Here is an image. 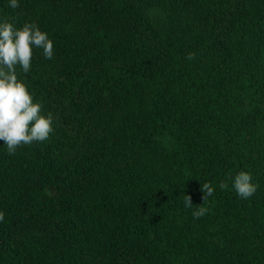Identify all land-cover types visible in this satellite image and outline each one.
<instances>
[{"label": "trees", "instance_id": "1", "mask_svg": "<svg viewBox=\"0 0 264 264\" xmlns=\"http://www.w3.org/2000/svg\"><path fill=\"white\" fill-rule=\"evenodd\" d=\"M4 20L53 41L16 71L54 120L0 141V264H264V0H0Z\"/></svg>", "mask_w": 264, "mask_h": 264}, {"label": "clouds", "instance_id": "2", "mask_svg": "<svg viewBox=\"0 0 264 264\" xmlns=\"http://www.w3.org/2000/svg\"><path fill=\"white\" fill-rule=\"evenodd\" d=\"M13 9L19 7V0H9ZM43 50V55L51 59L54 54L53 41L48 34L34 22H25L16 27L8 20L0 22V141L7 146L9 154H15L23 145L45 141L53 131V114L42 112V104L34 102L32 94L23 80L18 78L17 66L27 74L32 65L33 48ZM195 53H189L188 60H193ZM232 188L241 198L247 199L256 191L249 172L241 170L234 177ZM219 187L227 189L228 183L221 181ZM214 187L204 182L203 203L214 194ZM186 208H193L190 195H184ZM202 203V204H203ZM200 204V205H202ZM207 208L197 206L192 212L194 219L206 215ZM4 213L0 211V222Z\"/></svg>", "mask_w": 264, "mask_h": 264}]
</instances>
